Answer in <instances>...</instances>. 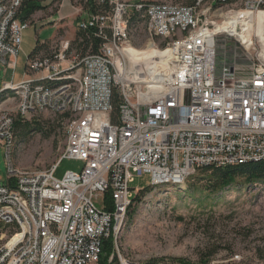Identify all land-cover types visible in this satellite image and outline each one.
I'll list each match as a JSON object with an SVG mask.
<instances>
[{
  "label": "built area",
  "instance_id": "2783aa9c",
  "mask_svg": "<svg viewBox=\"0 0 264 264\" xmlns=\"http://www.w3.org/2000/svg\"><path fill=\"white\" fill-rule=\"evenodd\" d=\"M106 2L108 9L87 11L77 23L96 27L97 52L74 54L61 40L52 55L28 56L26 78L0 89L7 157L17 117L46 110L67 115L66 146L52 165L21 169L9 161L0 185V264H96L105 241L117 245L139 192L129 187L135 177L148 173L153 186H177L199 168L264 159V34L255 19L247 26L243 17L264 12V0ZM20 4H0L5 69L16 68L28 26L18 17ZM137 14L146 47L165 52L144 60L146 67L127 54L141 50L131 42ZM64 158L83 166L56 179ZM116 257L117 264H139L118 248ZM253 264H264V257Z\"/></svg>",
  "mask_w": 264,
  "mask_h": 264
},
{
  "label": "rangeland",
  "instance_id": "374dc122",
  "mask_svg": "<svg viewBox=\"0 0 264 264\" xmlns=\"http://www.w3.org/2000/svg\"><path fill=\"white\" fill-rule=\"evenodd\" d=\"M8 1L0 0V4ZM39 1L41 8L27 20L28 26L23 30L16 68L5 69L0 62V89L11 80L18 82L26 78V60L37 41L47 44L43 55L57 51L61 40L69 41L74 54L79 51L72 42L78 30L76 21L80 14L83 17L84 1ZM144 1L186 5L185 0ZM147 38L144 19L140 15L132 27L131 42L136 48L144 49ZM156 42L161 48L165 47V40L159 38ZM57 114L46 110L28 115L26 120L42 123L43 132L15 131L8 157L5 145L0 143V185L7 180L9 161L21 169H44L60 157L66 146V132L65 119H58ZM82 166L83 162L79 160L64 158L53 175L60 179L66 171H80ZM150 182V174L144 173L135 177L129 187L143 190ZM186 187L187 183L151 186L146 193L139 192L138 200L132 204V217L126 215L117 235V245L114 241L111 243L107 260L114 252V261H117L116 248L139 264L152 260L155 261L152 264H180L175 261L179 258L186 263L198 264L212 251L216 252L208 258L207 264H253L261 260L262 254L264 256V185L246 184L242 188L238 185L219 192L213 200L201 205L197 201L199 194L186 198ZM97 204L101 205L102 201Z\"/></svg>",
  "mask_w": 264,
  "mask_h": 264
},
{
  "label": "trees",
  "instance_id": "16d2710c",
  "mask_svg": "<svg viewBox=\"0 0 264 264\" xmlns=\"http://www.w3.org/2000/svg\"><path fill=\"white\" fill-rule=\"evenodd\" d=\"M84 5L83 9L85 11H96V10H104L108 9V5L106 0H102V3H98V0H83ZM101 1V0H99ZM39 0H21V4L18 10V17L23 20L27 21L30 19V17L35 13V11L39 10L41 8L39 4ZM187 5H190L194 2V0H185ZM135 15V14H134ZM133 15V16H134ZM139 18V14L132 17V20L134 23L137 22ZM96 27H89L87 29H80L76 31V39L72 42V45H77V48L79 51H75L79 55L83 54L86 51H91L92 53H95L98 51L99 46L102 43V38L94 35V32H96ZM47 50V44L46 43H40L39 41L36 42V45L29 55V57L38 54L40 52H44ZM72 50V47L70 46L69 51ZM44 55H52V51L50 53L44 54ZM115 105L114 107L117 108L118 104V98L117 94L115 93ZM116 109H114L115 111ZM58 119H66V114H57ZM33 124V125H32ZM41 122H38L36 120L29 121L26 119L16 118L14 121V130L16 132H24L29 129L33 131L43 132V127L41 125ZM187 183V187L184 189L185 194L187 195L186 198H192L195 196V194H199L200 197L197 198V201L200 202V205L204 202H208L213 200L215 197H217V194L219 192L228 190L229 188H233L235 186H241L245 187L246 184H262L264 185V159L257 161V162H247L243 164H236V165H230L225 167H204L199 168L196 170L194 174H192L190 177L186 179L184 184ZM151 185H149L147 188H144L143 190H139L141 194L146 193L150 189ZM138 192V194H139ZM138 194L133 198V202L138 200ZM107 200V207L111 208V202L109 200L108 196H105ZM204 198L203 201H201V198ZM131 206L129 207L127 211L128 217H132V214L134 212V208ZM111 240H107L103 244L102 248V254L99 257V264H117V261H114V259L108 263L107 256L110 253L111 249ZM216 251H212L209 254H205V257L200 259V263L198 264H207L208 258H210ZM106 255V256H104ZM264 257L263 254L261 256ZM261 258V259H262ZM176 262H179L180 264H191L186 263L185 260L179 258L175 259ZM155 261H150L147 264H152Z\"/></svg>",
  "mask_w": 264,
  "mask_h": 264
},
{
  "label": "bare ground",
  "instance_id": "6f19581e",
  "mask_svg": "<svg viewBox=\"0 0 264 264\" xmlns=\"http://www.w3.org/2000/svg\"><path fill=\"white\" fill-rule=\"evenodd\" d=\"M243 17L247 18V20H246L247 26H250L252 20L255 19L256 23H257V32L260 33V34H264V12H257V13H255L253 15L247 12V13L244 14ZM146 49H148V50L144 51ZM164 53L165 52L157 49L156 47H152L151 45L147 46V48H144V49H141V50H138V51L133 50V49H128L127 50V54L128 55H130L131 57L136 56L140 61H143V62H141L143 67L148 66V62L144 61V60L155 59V61H156L158 58H162V55ZM159 61L162 62V64H163V60L162 59H160ZM183 184L184 183H182L180 185H183ZM153 185H157V184H153ZM153 185H151V186H153ZM180 185H177V186H180ZM159 186H162V185H159ZM166 186H172V185H166Z\"/></svg>",
  "mask_w": 264,
  "mask_h": 264
},
{
  "label": "crops",
  "instance_id": "0c3cea01",
  "mask_svg": "<svg viewBox=\"0 0 264 264\" xmlns=\"http://www.w3.org/2000/svg\"><path fill=\"white\" fill-rule=\"evenodd\" d=\"M86 12H87V11H85L84 9L81 10V13L83 14V17H82V15L80 14V16H79V20L76 21L77 23H78L80 20L85 19V18L87 17ZM38 54H42V52H40V53H38Z\"/></svg>",
  "mask_w": 264,
  "mask_h": 264
}]
</instances>
